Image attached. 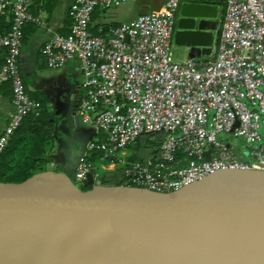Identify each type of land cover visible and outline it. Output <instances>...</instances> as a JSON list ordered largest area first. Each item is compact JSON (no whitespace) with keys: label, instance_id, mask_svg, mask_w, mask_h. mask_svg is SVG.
Returning a JSON list of instances; mask_svg holds the SVG:
<instances>
[{"label":"built area","instance_id":"built-area-1","mask_svg":"<svg viewBox=\"0 0 264 264\" xmlns=\"http://www.w3.org/2000/svg\"><path fill=\"white\" fill-rule=\"evenodd\" d=\"M34 1L0 0V16L7 10L13 15L12 29L0 32V53L14 105L0 134V153L24 118L40 110L20 62L26 24H46L30 10ZM126 1L73 0L70 33L55 35L42 47L52 69L79 59L84 77L79 113L103 134L87 144L73 182L85 184L92 173V151L103 150L106 158L120 150L125 155L139 137L156 140L161 133L165 139L159 158L128 163L126 186L166 193L220 169L264 170V0H165L159 11L109 29L100 25L95 34L96 12ZM185 1L222 4L219 37L208 60L174 59L175 23ZM223 133L243 139L247 149L237 152L220 139Z\"/></svg>","mask_w":264,"mask_h":264},{"label":"water","instance_id":"water-1","mask_svg":"<svg viewBox=\"0 0 264 264\" xmlns=\"http://www.w3.org/2000/svg\"><path fill=\"white\" fill-rule=\"evenodd\" d=\"M220 12L183 2L174 44L211 56ZM87 181L47 172L0 181V264H197L199 239L264 259V170L220 169L166 193Z\"/></svg>","mask_w":264,"mask_h":264},{"label":"crops","instance_id":"crops-1","mask_svg":"<svg viewBox=\"0 0 264 264\" xmlns=\"http://www.w3.org/2000/svg\"><path fill=\"white\" fill-rule=\"evenodd\" d=\"M164 2L165 0H127L115 9L96 12L94 25H120L130 22L141 15L143 10L159 11ZM72 3L73 0L35 1L32 12L35 15H42L46 24L32 22L25 26L26 40L20 59L22 76L29 94H43L55 115V145L43 172L51 175L64 174L71 179L75 175L80 157L86 152L87 144L95 137L103 135L93 125L84 123L79 113V103L84 95V77L79 59L73 57L62 68L52 69L47 66L42 53V47L47 40L55 35L70 33L72 20L69 12ZM222 13L221 6L220 16ZM218 37L219 33L217 39ZM173 52L177 56L174 58L177 61H186L190 58L189 50L186 48H173ZM4 57L0 54V134L14 112L12 84L2 75ZM102 167L110 170L115 168L103 165Z\"/></svg>","mask_w":264,"mask_h":264},{"label":"trees","instance_id":"trees-1","mask_svg":"<svg viewBox=\"0 0 264 264\" xmlns=\"http://www.w3.org/2000/svg\"><path fill=\"white\" fill-rule=\"evenodd\" d=\"M33 4L30 7L31 11ZM218 4L222 6L221 3ZM12 25L13 15L10 10H7L0 16V32L8 33L12 29ZM100 25H95V28L92 29L95 34H99L98 28ZM103 26L109 29L118 26V24ZM25 40L26 32L24 30L23 41ZM0 54L4 55V53ZM29 95L33 100L40 103V110L38 113H31L24 118L8 146L0 153V181L2 182H23L33 175L43 172L49 162V154L54 149V112L43 94ZM164 139L165 135L163 133L156 140H151L149 136L139 137L127 147L128 153L125 154L127 163L117 165L113 170H104L102 165L98 163V160L106 158L105 151L94 150L89 155V160L93 165L92 173L97 175V181L100 184L125 185L129 183L125 174L126 165L133 161L146 162L159 158L160 147ZM92 186L86 181L81 187L91 189Z\"/></svg>","mask_w":264,"mask_h":264},{"label":"bare ground","instance_id":"bare-ground-1","mask_svg":"<svg viewBox=\"0 0 264 264\" xmlns=\"http://www.w3.org/2000/svg\"><path fill=\"white\" fill-rule=\"evenodd\" d=\"M201 259L197 264H264V259L226 243L199 239Z\"/></svg>","mask_w":264,"mask_h":264},{"label":"rangeland","instance_id":"rangeland-1","mask_svg":"<svg viewBox=\"0 0 264 264\" xmlns=\"http://www.w3.org/2000/svg\"><path fill=\"white\" fill-rule=\"evenodd\" d=\"M173 48H179V47L173 43ZM175 57H177V56L174 55V58ZM219 137H220V139L227 140L228 142L232 141L231 143H233L234 145L237 146V148H236L237 152L241 149L242 150L247 149L245 141L239 137H235L234 135H232V134L230 135L228 133H223ZM229 139H230V141H229ZM126 153H128L127 149H126ZM119 160H122V162H119ZM98 163L100 165H103V166H110V165L114 164L116 167L117 165L127 163V160L125 159L124 151H116L113 156H109V158L100 159V160H98ZM103 169L104 170H110L109 168H106V167ZM79 186L81 187V186H83V184H79Z\"/></svg>","mask_w":264,"mask_h":264}]
</instances>
